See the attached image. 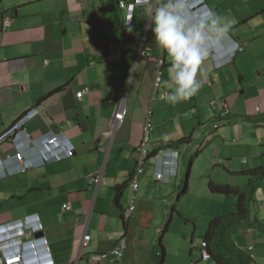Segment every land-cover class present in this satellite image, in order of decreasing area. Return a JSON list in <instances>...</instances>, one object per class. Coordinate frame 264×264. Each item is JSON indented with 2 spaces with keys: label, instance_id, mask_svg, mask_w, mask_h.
<instances>
[{
  "label": "crops",
  "instance_id": "0c3cea01",
  "mask_svg": "<svg viewBox=\"0 0 264 264\" xmlns=\"http://www.w3.org/2000/svg\"><path fill=\"white\" fill-rule=\"evenodd\" d=\"M119 1L0 0V138L28 115L18 133L24 144L64 134L74 148L61 162L0 177V227L34 222L40 232L18 244L38 242L40 253L44 239L56 264L81 263L110 251L120 239L125 240L121 264H157L158 257L162 264H208L211 259L203 261L200 252L208 223L235 206L233 196L213 195L209 184L264 165V0H203L188 8L192 17L213 12L230 25L224 46L210 54L224 57L233 43L242 51L219 69L212 59L204 60L198 79L210 86L175 106L161 99L171 91L163 84L169 79L167 56L151 100L161 51L148 25L158 0L135 7L130 26ZM4 18L10 19L6 29ZM114 45L119 59L105 63ZM81 90L86 93L77 100ZM119 104L126 115L112 130ZM149 110L150 155L133 194L130 183ZM184 139L190 143L173 149L179 159L189 156L187 190L181 193V169L168 184L157 182L153 154ZM24 149L27 159H37L33 145ZM14 152L10 137L0 139V159ZM254 200L252 217L264 224V186ZM131 202L134 211L124 220ZM195 203L198 212L191 216L186 208ZM176 216L184 228H174ZM237 234V246L254 264L257 258L264 264V231ZM84 236L90 240L82 250ZM113 263L110 258L98 264Z\"/></svg>",
  "mask_w": 264,
  "mask_h": 264
},
{
  "label": "clouds",
  "instance_id": "9594fccd",
  "mask_svg": "<svg viewBox=\"0 0 264 264\" xmlns=\"http://www.w3.org/2000/svg\"><path fill=\"white\" fill-rule=\"evenodd\" d=\"M197 1L190 0L188 4V0H158V6L149 17L148 30L153 34L154 45L162 53H166L170 61L169 79L163 84L171 91L164 92L161 99L173 106L188 101L198 94L202 86L198 72L204 60L212 59L215 68L219 69L229 64L235 57L230 58L234 49L221 58H218L214 52L209 54V51L224 46L230 25L223 17L213 12L194 19L188 8L195 3H204L203 0ZM128 30L131 31V27H128ZM232 46L235 48L239 45L233 43ZM217 64H220V67H217ZM3 228L5 232L0 234V237L3 235L7 240V245L4 247L0 242V259L4 261L3 264H56L51 252L46 249L44 239H41L40 253L36 251L38 242L29 241V244L22 246L18 244L20 238L29 239L40 232V227L34 222H17L1 226L0 230ZM27 231L31 233L25 237L24 233ZM19 258L21 260H18Z\"/></svg>",
  "mask_w": 264,
  "mask_h": 264
},
{
  "label": "built area",
  "instance_id": "2783aa9c",
  "mask_svg": "<svg viewBox=\"0 0 264 264\" xmlns=\"http://www.w3.org/2000/svg\"><path fill=\"white\" fill-rule=\"evenodd\" d=\"M190 0H188L189 4ZM138 5H147V0H136L134 3H126L125 1L121 0L118 2V7L120 10L126 12V21L125 25L130 26L131 25V18L133 11L135 7ZM198 16H195L194 19H198ZM10 26V19L4 18L2 23V28L6 29ZM242 51V48L239 46H235L234 52L230 54V58L232 59L236 53H240ZM210 54V52H209ZM208 54V55H209ZM120 55V49L116 47V45L112 46L109 53L106 56V59L104 60L105 63H110L113 61H116L119 59ZM142 55V53H139V56ZM167 56L166 53L160 52L159 57L156 59V77L154 80L153 85V97L151 98L152 101H155L154 97L155 94L158 92L160 83H161V72L160 69L165 63V57ZM217 67H220V64H217ZM202 82V85L204 86H210L209 81L206 78L200 79ZM86 93V90H81L76 94L77 100H81L83 95ZM211 107H218L217 103L215 101L210 102ZM225 109V114L227 113V107L226 105L222 104ZM152 112L149 110L146 112V118L147 123L143 129L144 135L143 139L137 149L136 155V169L135 173L131 179V188L133 191V194L138 189L139 186V177L143 173L142 165L147 160L148 156L150 155L148 150V131L150 127V117ZM126 115V110L123 104H119L117 108V112L113 116V122H112V130L119 127ZM30 119V117L24 116L17 124H15L10 130L5 132L3 136L4 137H10L11 141L13 142L15 152L12 155L6 156L4 159H0V168H1V174L0 177H6L8 175H14V174H24L28 169H34L41 166H44L46 164L50 163H57L61 162L62 160L68 159L73 156L74 154V148L70 144L68 138L62 134V135H51L36 141H28L26 144L23 143L22 137L18 135L19 131L22 129L23 125ZM33 145V151L37 154L36 160H30L27 159L24 148H29ZM153 166H154V175L155 180L157 182H161L163 184H167L172 178L177 176L178 173V167H179V157L176 151L169 150V149H159L153 154ZM9 166L12 167V169H9ZM100 179L97 178L95 180L96 184L98 185L100 183ZM70 205L66 204L65 208L70 209ZM134 211L133 203L129 205V207L124 211V218L127 219L130 217V215ZM4 231V228L0 230V234H2ZM30 231H27L24 233V236L27 237L30 235ZM89 236H84L81 241V249L85 250L89 243ZM0 242L2 246L4 247L7 245V240L3 235L0 237ZM206 243L200 244V252H201V258L203 261H207L210 259L209 253L206 249ZM125 249V242L123 239H120L117 241V243L113 246V248L108 251L101 254L96 255H89L86 259H84L81 263L75 262L74 264H98L99 262H104L112 258L113 264H121L122 262V255L123 250ZM4 261L0 259V264H3Z\"/></svg>",
  "mask_w": 264,
  "mask_h": 264
},
{
  "label": "trees",
  "instance_id": "16d2710c",
  "mask_svg": "<svg viewBox=\"0 0 264 264\" xmlns=\"http://www.w3.org/2000/svg\"><path fill=\"white\" fill-rule=\"evenodd\" d=\"M189 140L184 139L176 143L167 144L163 148L176 150L180 147L187 146L190 143ZM188 173L189 168L186 170L182 185H180L181 193H185L187 190L188 179H186V176ZM242 174L248 177L249 183L243 190L228 184H209V191L213 195H233L237 198L236 211L234 213L227 212L213 217L204 233L203 242L206 243L207 252L215 264H254L251 256L237 246V241H233L232 236L249 227L264 231L263 222L252 217L255 206L254 193L256 189L264 186V165L254 170L243 172ZM122 192L123 186L117 187V205ZM162 263L163 257H158L157 264Z\"/></svg>",
  "mask_w": 264,
  "mask_h": 264
},
{
  "label": "rangeland",
  "instance_id": "374dc122",
  "mask_svg": "<svg viewBox=\"0 0 264 264\" xmlns=\"http://www.w3.org/2000/svg\"><path fill=\"white\" fill-rule=\"evenodd\" d=\"M181 159V160H180ZM180 159H179V169H181V177L183 178L184 176H185V171H186V169H187V167H189L188 165H189V156L187 155V154H185V155H183L182 157H180ZM199 161V160H198ZM226 173V172H225ZM212 174L213 175H215L216 173L213 171L212 172ZM227 174V173H226ZM226 176H228V178L225 180V182H223V185L224 184H226V181H227V184H229L230 186H233V187H236V188H239V189H241V190H243V189H245L247 186H248V177L246 176V175H243V174H237V175H235V176H230V175H226ZM175 178V177H174ZM170 182V181H169ZM168 182V183H169ZM159 183H161V182H159ZM167 183V184H168ZM161 184H163V183H161ZM247 184V185H246ZM230 196H233V195H230ZM230 198H232V199H234L235 200V206H234V208H233V210L231 211V213L233 212H235L236 211V203H237V198L235 197V196H233V197H230ZM198 203H195V205H193V207H187L186 208V212H189V214L191 215V216H194L195 214H196V212H198ZM123 216H124V214H123ZM131 216V215H130ZM123 219L124 220H127V219H125L124 217H123ZM175 220H176V225H174L175 227V229H182V228H184L185 226H183L184 225V223L183 222H181V219H179L178 220V218H177V216L175 217ZM211 221V220H210ZM209 221V222H210ZM209 224V223H208ZM250 228V227H249ZM238 236V234L237 233H235L233 236H232V239H233V241H235V239H236V237ZM124 240V239H123ZM124 242H125V240H124ZM185 247L186 248H188V245L186 246L185 245ZM254 254L258 257V255L254 252ZM199 258H200V255H199ZM256 262H257V264L260 262V258H257L256 259ZM202 262L199 260V261H197L195 264H201ZM208 264H214L213 263V261L211 260V261H209L208 262Z\"/></svg>",
  "mask_w": 264,
  "mask_h": 264
},
{
  "label": "water",
  "instance_id": "95a60500",
  "mask_svg": "<svg viewBox=\"0 0 264 264\" xmlns=\"http://www.w3.org/2000/svg\"><path fill=\"white\" fill-rule=\"evenodd\" d=\"M36 237V236H35Z\"/></svg>",
  "mask_w": 264,
  "mask_h": 264
}]
</instances>
